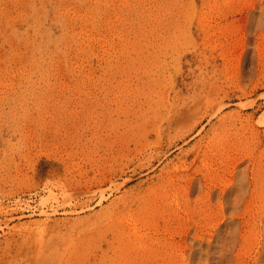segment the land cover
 I'll list each match as a JSON object with an SVG mask.
<instances>
[{"label":"rangeland","instance_id":"obj_1","mask_svg":"<svg viewBox=\"0 0 264 264\" xmlns=\"http://www.w3.org/2000/svg\"><path fill=\"white\" fill-rule=\"evenodd\" d=\"M258 139L264 0H0V264H193L238 165L254 241Z\"/></svg>","mask_w":264,"mask_h":264},{"label":"bare ground","instance_id":"obj_2","mask_svg":"<svg viewBox=\"0 0 264 264\" xmlns=\"http://www.w3.org/2000/svg\"><path fill=\"white\" fill-rule=\"evenodd\" d=\"M242 143L249 147L250 153L255 150L251 149L253 144L264 147V139L245 140ZM263 156L264 151L259 155L261 160ZM260 167V170H264V163ZM256 181V175L249 168L238 165L230 177H218L208 187L207 192L215 204V215L211 231L203 237L196 235L190 247L193 264H243L242 253L248 245L253 252L248 264H264V216L254 241L248 236L245 218Z\"/></svg>","mask_w":264,"mask_h":264}]
</instances>
